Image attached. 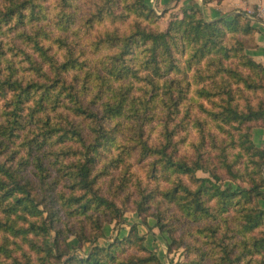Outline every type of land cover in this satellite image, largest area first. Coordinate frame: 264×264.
I'll return each mask as SVG.
<instances>
[{
  "label": "trees",
  "instance_id": "obj_1",
  "mask_svg": "<svg viewBox=\"0 0 264 264\" xmlns=\"http://www.w3.org/2000/svg\"><path fill=\"white\" fill-rule=\"evenodd\" d=\"M79 1L0 0V264H35L26 253L15 255L10 237L44 253L41 264H162L137 224L83 256L70 251L72 235L93 244L105 237L104 223L121 218L123 199L133 195L138 214L169 232L170 249L184 243L163 204L177 205L203 236L207 249L180 264H264V230L253 234L264 228V142L257 146L251 132L254 123L264 127V105L241 109L230 81L264 90V65L249 54L256 46L251 19L240 13L207 21L190 8L162 30L168 10L158 15L148 0H93L81 18ZM238 54L258 81L225 66ZM203 62L211 75H203ZM201 82L197 95L222 100L218 111L205 112L239 134L228 131V150L209 132L220 149L216 166L203 152L204 121L196 123L201 141L193 155H180L175 138L181 107ZM154 120L163 127L153 139L146 126ZM248 154L252 169L240 165ZM218 168L231 182H222ZM72 218L90 223L93 234L84 225L77 231Z\"/></svg>",
  "mask_w": 264,
  "mask_h": 264
},
{
  "label": "rangeland",
  "instance_id": "obj_2",
  "mask_svg": "<svg viewBox=\"0 0 264 264\" xmlns=\"http://www.w3.org/2000/svg\"><path fill=\"white\" fill-rule=\"evenodd\" d=\"M90 1L93 0H80L79 1V17H83L84 15H87L90 13L91 10H93V6L91 5L92 3ZM149 3L154 6L153 8L155 9L156 13L158 15L163 14V10L160 7V0H149ZM174 7H169L167 12H170ZM159 11L160 13H158ZM184 10L179 11V13H182ZM260 12V17L264 19V16ZM258 13V10H257ZM177 14V13H176ZM175 15V14H173ZM173 15H167L162 16L159 20V26L160 29L165 30L168 24V21ZM130 21L127 22L125 25L122 26V29L127 28L129 25ZM243 42L245 40L246 43H249L251 40H247V37H242ZM228 44L231 46L234 44L233 41H228ZM80 46H83V43H81ZM87 57H89L90 65L93 64V59L94 56L91 54H87ZM243 59L241 55H235L231 57L230 59H227L224 61V64L226 67H229L231 69H238L239 72H242L245 77H247L250 80H255L258 81L259 78L258 76L253 73L249 68H247L243 64ZM201 71L204 76H207L208 74L211 75V70L208 69L207 63L203 62L200 65ZM192 72L189 73L191 75ZM217 80L219 81V76L216 77ZM193 81V79H191ZM206 83H211L213 80L209 79L206 80ZM232 83V88L234 91L235 95V101L234 103H238L239 107L241 109L247 110L249 106L252 107H258L261 104L264 105V90L262 88H253L250 89L244 85L243 82L240 83H235L234 78L230 79ZM194 82V81H193ZM203 82L199 83L198 85L194 84L189 92L188 98L185 101V105L181 107V113L178 115L177 121L179 122V127L177 128L176 131V136L175 138L179 139V153L180 155H193L195 153L196 148L194 145H197L201 141V132L199 131V126H197V121H204V129H205V146L203 149V152L205 153L206 157H210L212 159V164L211 165H218L219 163V152L220 149H216L213 144L210 143V140L208 139L209 137L208 134L209 132L214 133L217 138L219 143H225L229 144L230 140L232 139L230 136V133L228 131L233 132L236 134V137L239 136L238 131L236 129L231 128L230 126H226L227 132L222 130L221 128L217 127V123L211 119V116L208 114V112H205L207 109L209 110H214L218 111L220 109V104L222 103V100H220V96H213L211 98H202L201 96L196 94V89L197 87H203L204 84ZM200 85V86H199ZM207 87L210 88L209 85ZM241 87V88H240ZM212 89V88H211ZM226 97V96H223ZM189 109L190 115L186 116V110ZM185 120L182 122V120ZM155 121V120H154ZM216 123V124H215ZM154 127V131L152 132V128ZM252 139L255 142L257 146H262L264 142V127L261 125V123H254L252 124ZM146 130L153 133V139L159 134L162 129V125L158 124L156 121L149 126H146ZM147 133V132H146ZM148 136V134L146 135ZM223 140V141H222ZM228 150H231V145L229 144ZM234 151L231 155H229L230 158L234 157ZM4 158V157H2ZM1 158V159H2ZM251 159L252 156L249 154L245 156V158L241 162V166H244V163L248 164V166L245 165V167H249L252 169L251 166ZM212 167V166H211ZM263 173H264V166L262 168ZM219 172H222L224 179L222 182L224 183L225 181L231 182V180L228 178V175L225 174V170L218 168ZM30 172V171H29ZM197 176L200 177H205L208 176L207 173L203 171H198ZM182 179L185 181V183H190V179L187 178L186 176H181ZM36 179V177H35ZM119 182L118 180H116ZM134 193V188L129 187L126 193ZM126 197V196H124ZM136 195H133L132 197L124 198L125 202L123 203V207L125 209L124 215L121 218L114 219L112 221H106L104 223V233L105 237H102L98 239L94 244L90 243L86 240L79 241V239L75 236L72 235L68 239V243L70 246V251L74 254L83 256L89 252V250L95 246V245H100V246H106L108 243L114 241L116 238H124L126 237L131 229V226L133 224L138 225V229L141 235L145 237V245L152 251H154L159 260L161 261L162 264H180L183 262L188 261L189 259H192L196 257L199 253L197 250L199 248L206 250L207 246L204 243V238L203 236L199 235L196 233L195 226L191 222H189L180 212L179 207L177 205L171 204L168 205L163 204V208L167 212V220L169 223L172 225L173 230L175 231V236L177 238H182L183 245L180 247H174L173 249L169 248L170 243H172L173 239L170 236L168 231H161L158 227H156V219L154 216H147L145 217L140 216L136 210L135 202L134 199L136 198ZM120 205H122V201L119 202ZM258 206L262 209H264V198H260L258 200ZM83 221V220H82ZM78 221L75 218H72L70 223L75 227L77 231H81L82 225L85 226L84 231L87 236H91L94 232V228L91 227V224L88 222H82ZM188 229V231H187ZM264 230V228H261L259 230H256L253 234L255 235H260V232ZM107 233V234H106ZM3 233H0V241H3ZM42 237L37 238L40 243H42ZM51 239V238H50ZM10 243H11V248L15 249V255L20 256L22 258V254L26 253L29 255L33 262L35 264H41L42 262V257H44V253H37L33 251L30 247L29 244L23 241L22 239L18 238L16 239L17 243H13L14 238L10 237ZM20 245V246H19ZM188 245L192 246V249L189 250L187 248ZM19 246V247H18ZM135 251H129L128 256L134 254ZM44 264H63L62 262H58L55 259H49L48 262L45 261ZM205 264H214L212 259L206 260Z\"/></svg>",
  "mask_w": 264,
  "mask_h": 264
},
{
  "label": "crops",
  "instance_id": "obj_3",
  "mask_svg": "<svg viewBox=\"0 0 264 264\" xmlns=\"http://www.w3.org/2000/svg\"><path fill=\"white\" fill-rule=\"evenodd\" d=\"M160 7L162 9L174 7L170 12H167L168 17L182 10L198 8L202 10L207 21H213L223 16L232 17L240 13L248 16L256 29V46L249 49V54L264 65V19L260 17L259 12L264 8V0H213L208 3H205L204 0H160Z\"/></svg>",
  "mask_w": 264,
  "mask_h": 264
},
{
  "label": "built area",
  "instance_id": "obj_4",
  "mask_svg": "<svg viewBox=\"0 0 264 264\" xmlns=\"http://www.w3.org/2000/svg\"><path fill=\"white\" fill-rule=\"evenodd\" d=\"M157 12L160 13L159 11ZM261 14L264 16V8L261 10Z\"/></svg>",
  "mask_w": 264,
  "mask_h": 264
}]
</instances>
